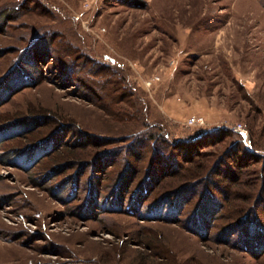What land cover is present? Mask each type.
I'll use <instances>...</instances> for the list:
<instances>
[{
    "label": "rangeland",
    "instance_id": "rangeland-1",
    "mask_svg": "<svg viewBox=\"0 0 264 264\" xmlns=\"http://www.w3.org/2000/svg\"><path fill=\"white\" fill-rule=\"evenodd\" d=\"M263 163L264 0H0V264H264Z\"/></svg>",
    "mask_w": 264,
    "mask_h": 264
},
{
    "label": "trees",
    "instance_id": "trees-1",
    "mask_svg": "<svg viewBox=\"0 0 264 264\" xmlns=\"http://www.w3.org/2000/svg\"><path fill=\"white\" fill-rule=\"evenodd\" d=\"M9 19H12V18H9ZM3 20H5V19H3ZM107 82H109V81H106V83ZM210 137L213 139V141H216V139H217L216 134L208 135L206 138L208 139ZM219 139H221V137H219ZM234 149H236V151ZM251 150H252L251 146L245 147V145L242 143V140H240V145H238L236 148L233 147V149L227 150V161H226L225 165L221 168V171H223L225 174V178L230 177L232 179L234 177V175H239V180H241L240 176H241V173L243 171H252V174H254L253 173L254 169H252V167L251 168H249V167L253 162H254L253 164H256L259 160H262L263 156L253 154ZM254 159H255V161H254ZM187 161H191V160H187ZM263 165H264V163H263ZM224 174L223 175L218 174V179L220 178V175L224 176ZM223 180H226V179H223ZM234 183H235V181L226 182L227 185L230 184L231 186H233L232 184H234ZM213 187H215L216 190H220V191H222V189L224 190V188L220 185V183L218 184V187H216L215 185H213ZM224 194H227L226 196L230 197V192L228 193V192H226V190H224ZM244 198L245 199H243L241 203L244 204L243 208L245 209L249 199H247V197H244ZM263 202H264V197H262V201L260 202V204ZM251 211H252V208L249 209V212H251ZM246 217H247V214L243 218L245 219ZM249 217H250L249 218L250 219L249 226H251L253 224V221H257V220H252L251 215ZM243 218H241V220H243ZM252 233H253L252 227H250V228L247 227V230H244L243 235L244 236L250 235V238L243 237V240L245 242V244L243 246L247 248V240H250L251 244H248V245L250 247H252V245H253L252 242H254V239H255L256 242H254V243H255V245H258V248L264 247V235H262L261 233H257V235L253 236Z\"/></svg>",
    "mask_w": 264,
    "mask_h": 264
},
{
    "label": "built area",
    "instance_id": "built-area-1",
    "mask_svg": "<svg viewBox=\"0 0 264 264\" xmlns=\"http://www.w3.org/2000/svg\"><path fill=\"white\" fill-rule=\"evenodd\" d=\"M88 4V3H87ZM150 81H148V86L150 85ZM189 123L190 124H192V123H203V119L201 118V117H197V118H195V117H191L190 119H189ZM238 128H239V133H243V134H245L246 133V131H245V129H243V128H241L240 126H238Z\"/></svg>",
    "mask_w": 264,
    "mask_h": 264
},
{
    "label": "water",
    "instance_id": "water-1",
    "mask_svg": "<svg viewBox=\"0 0 264 264\" xmlns=\"http://www.w3.org/2000/svg\"><path fill=\"white\" fill-rule=\"evenodd\" d=\"M242 135H243V133H242Z\"/></svg>",
    "mask_w": 264,
    "mask_h": 264
}]
</instances>
